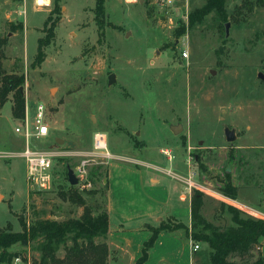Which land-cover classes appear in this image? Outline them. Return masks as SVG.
I'll use <instances>...</instances> for the list:
<instances>
[{"label": "rangeland", "instance_id": "1", "mask_svg": "<svg viewBox=\"0 0 264 264\" xmlns=\"http://www.w3.org/2000/svg\"><path fill=\"white\" fill-rule=\"evenodd\" d=\"M42 1L47 5L0 0V36L6 37L1 66L6 73L23 75V108L27 105L31 112L35 102L45 106L48 134L31 143L53 153L52 184L46 191L30 189L23 159L2 154L23 147L22 137L13 131L18 118L11 116L9 92L0 107V229L19 231L18 213L26 224L45 217H78L81 207L61 200L58 192L71 186L67 167L74 170L83 157L90 159L87 176L77 186L93 213L106 209L108 163L125 166L124 160L142 168L144 197L167 199L172 213L186 208L178 204L177 191L181 184L183 192L192 194L195 188L186 183L190 179L208 188L201 213L213 226L235 224L228 207L241 218L264 221L237 207L238 201L264 212V78L258 76H264V0H225L223 15L211 10L192 27L189 12L207 0L168 5L104 0L100 25L94 19L95 0ZM54 3L60 12L54 38L43 48L41 64L31 67L36 40L43 36L41 28ZM8 22L15 29L22 24L23 30L10 32ZM182 50L188 57H181ZM110 74L114 81L109 84ZM176 125L181 129L174 132ZM226 126L236 133L232 142L225 139ZM96 132L105 134L113 158L95 154ZM150 163L165 166L166 174L148 167ZM120 166L110 174L112 194L120 196L123 183L136 193L138 174ZM226 174L237 187L235 198L221 190ZM151 175L157 182L150 181ZM160 220L192 239V230L177 228L176 220ZM41 243L37 236L12 245L8 250L17 255L9 264L37 260ZM70 243L69 236L65 244ZM192 243L200 245L193 264H210L208 243ZM63 254L60 244L55 255ZM259 257H264V237L245 259L232 260L255 264Z\"/></svg>", "mask_w": 264, "mask_h": 264}, {"label": "trees", "instance_id": "2", "mask_svg": "<svg viewBox=\"0 0 264 264\" xmlns=\"http://www.w3.org/2000/svg\"><path fill=\"white\" fill-rule=\"evenodd\" d=\"M225 0H207L203 6L196 8L188 14V26L192 27L203 20L204 16L211 10H216L219 14H224ZM57 4L47 14L44 19L41 31L42 37L36 40V52L30 62L31 67H38L44 59L43 48L50 44L54 38V28L58 23L59 11ZM57 11V18L50 20L51 14ZM94 19L98 25L102 23L104 15V0H95ZM221 15V16H222ZM9 31L22 30V24L13 28L8 22ZM12 27V28H11ZM6 44V37L0 36V107L6 100L7 93H12V103L10 113L13 118H19L23 110V94L20 87L23 85V75L6 73L1 66L3 56V46ZM99 168V167H98ZM97 176L101 174L97 173ZM107 176V175H106ZM225 185L221 187L231 198L237 196V187L232 185L231 178L226 174ZM58 195L61 200L81 207V214L78 217H70L63 220H52L48 217L40 218L30 224H26L23 217L18 213L16 218L20 227L19 231L0 229V264H9L17 254L8 249L16 244H26L33 238L40 236V256L37 260H32L30 264H108L109 249L105 242L108 233V214L104 210L93 213L92 207L86 202L84 196L75 186H68L66 190H60ZM203 193L194 190L190 198V226L178 222L177 228L192 230L193 240L205 241L210 248V264H235L233 257L245 259L251 254V250L259 243V239L264 237V221L251 218H241L237 209L228 207L234 225L224 228H217L207 221L201 213L203 206ZM224 203L221 206L224 207ZM152 234L143 243L140 257L135 264H143L149 251L154 246L157 235L161 230L174 232V228L164 222H160L156 227L151 226ZM188 235V234H187ZM70 236L71 243L65 244ZM64 244L63 256H56L55 250L58 245ZM198 251V250H197ZM196 251V252H197ZM255 264H264V257H259Z\"/></svg>", "mask_w": 264, "mask_h": 264}, {"label": "crops", "instance_id": "3", "mask_svg": "<svg viewBox=\"0 0 264 264\" xmlns=\"http://www.w3.org/2000/svg\"><path fill=\"white\" fill-rule=\"evenodd\" d=\"M29 1L32 2V0ZM43 4L47 5V2H43ZM41 10L44 13V10ZM16 15H18V12H16ZM26 27L28 28L27 25ZM120 162H124L125 164L121 165L125 166L114 163L111 167V164L108 163L106 172L105 210L108 214L109 226L105 242L109 249L108 264H135L141 255L143 243L152 234L151 226L156 227L159 225L162 217L174 219L190 226V198L192 194L183 192L181 184L178 185V204L184 205L186 208L184 210L175 209L172 213L167 209L169 207L167 199L161 201L160 199L144 197L141 191V188L144 187L142 168L124 160H120ZM150 165L148 167L166 174V168L162 164L150 163ZM118 166L126 173L138 174V180L135 183L136 193L132 187H128L129 190L125 189V183H123L119 186L121 195L116 197L112 194L110 174ZM154 176L151 175L150 177L152 183L157 182V180L152 179L155 178ZM127 185L129 186V184ZM165 206L167 211L164 210ZM180 216H183L185 220H181ZM195 253L190 251V240L187 237L182 238L176 232L161 230L157 235L154 246L149 251L147 260L143 264H193Z\"/></svg>", "mask_w": 264, "mask_h": 264}, {"label": "built area", "instance_id": "4", "mask_svg": "<svg viewBox=\"0 0 264 264\" xmlns=\"http://www.w3.org/2000/svg\"><path fill=\"white\" fill-rule=\"evenodd\" d=\"M127 3H133L136 0H125ZM160 4H171L174 0H156ZM181 57H188V51L182 50ZM48 126L45 122V106L42 102H35L33 110L30 112L29 108L24 106L22 115L18 118V125H15L13 131L20 135L23 140V147L19 151H9L2 153L5 156L20 157L24 161L25 180L28 187L36 191H46L52 184V162L54 155L46 149H39L33 146L31 141L38 140L47 136ZM93 148L95 154L103 159L113 158V154L107 148L106 136L103 132H96L93 134ZM88 158H80L79 164L74 169V173L78 178L76 186L82 182L87 176V165L89 163ZM186 183L189 187L195 188L202 193L206 192L208 188L195 183L192 180H187ZM78 189L79 186H77ZM209 193V192H208ZM237 201V200H236ZM239 209L247 211L252 216L261 218L264 220V212L254 206L247 203L238 202ZM190 240V251L195 253L200 245L198 243H192Z\"/></svg>", "mask_w": 264, "mask_h": 264}, {"label": "water", "instance_id": "5", "mask_svg": "<svg viewBox=\"0 0 264 264\" xmlns=\"http://www.w3.org/2000/svg\"><path fill=\"white\" fill-rule=\"evenodd\" d=\"M225 33H226V36H227V35H228V24L225 25ZM258 76H259V78H261V79L264 78V76H263L261 73H259ZM113 81H114V76H113V74H110V75L108 76V83L110 84V83H112ZM20 90H21V89H20ZM171 128H172V130H173L174 132H177L178 130L181 129V127L178 126V125H176V126H172ZM224 136H225L226 141H228V142H232V141H234L235 138H236V133H235V131H234L233 128H229V127L226 126V127L224 128ZM55 141H56V142H60L61 140H60V139H56ZM67 180H68V182H69V184H70L71 186H75V185L78 183V178L76 177V175H75V173H74V170H73L70 166L67 167ZM51 217H52V216H51Z\"/></svg>", "mask_w": 264, "mask_h": 264}, {"label": "bare ground", "instance_id": "6", "mask_svg": "<svg viewBox=\"0 0 264 264\" xmlns=\"http://www.w3.org/2000/svg\"><path fill=\"white\" fill-rule=\"evenodd\" d=\"M37 3H39V4H40V3H43V1H42V0H37Z\"/></svg>", "mask_w": 264, "mask_h": 264}]
</instances>
